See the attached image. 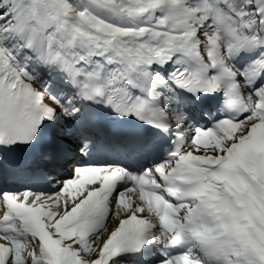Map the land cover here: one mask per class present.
Instances as JSON below:
<instances>
[{"label": "snow or ice", "instance_id": "obj_1", "mask_svg": "<svg viewBox=\"0 0 264 264\" xmlns=\"http://www.w3.org/2000/svg\"><path fill=\"white\" fill-rule=\"evenodd\" d=\"M0 181V264H264V0H0Z\"/></svg>", "mask_w": 264, "mask_h": 264}]
</instances>
